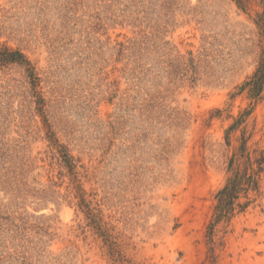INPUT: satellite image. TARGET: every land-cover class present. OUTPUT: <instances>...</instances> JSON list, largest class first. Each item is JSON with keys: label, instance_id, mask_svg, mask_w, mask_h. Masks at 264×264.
Masks as SVG:
<instances>
[{"label": "rangeland", "instance_id": "obj_1", "mask_svg": "<svg viewBox=\"0 0 264 264\" xmlns=\"http://www.w3.org/2000/svg\"><path fill=\"white\" fill-rule=\"evenodd\" d=\"M259 2L0 0L39 77L0 67V264H264V181L212 227L243 132L264 148Z\"/></svg>", "mask_w": 264, "mask_h": 264}, {"label": "trees", "instance_id": "obj_2", "mask_svg": "<svg viewBox=\"0 0 264 264\" xmlns=\"http://www.w3.org/2000/svg\"><path fill=\"white\" fill-rule=\"evenodd\" d=\"M262 10L257 13L255 19L261 37L260 59L255 73L241 86L240 92H247L248 98L261 100L264 98V0H260ZM240 8L247 10L248 6L243 1H238ZM18 63L27 67L30 76L38 79V74L32 62L20 50H13L9 47H0V67L3 64ZM251 113L247 111L228 129V142L230 143V133L236 130L246 117ZM253 132L247 136L243 132L241 143L233 152L229 164L228 172L230 176L225 186L216 194V205L214 209V219L212 227L221 222L230 223L238 214L248 210L259 196L263 194L262 185L264 181V148L250 147L249 141ZM56 146L62 147L63 163L70 168L72 174L75 172L76 164L68 149L58 142ZM255 195V196H254ZM243 199H245L243 201Z\"/></svg>", "mask_w": 264, "mask_h": 264}]
</instances>
